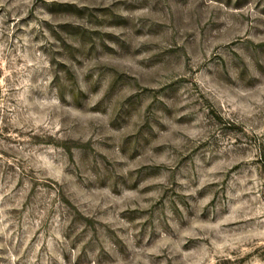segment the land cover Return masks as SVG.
Returning a JSON list of instances; mask_svg holds the SVG:
<instances>
[{
  "label": "rangeland",
  "instance_id": "1",
  "mask_svg": "<svg viewBox=\"0 0 264 264\" xmlns=\"http://www.w3.org/2000/svg\"><path fill=\"white\" fill-rule=\"evenodd\" d=\"M0 264H264V0H0Z\"/></svg>",
  "mask_w": 264,
  "mask_h": 264
}]
</instances>
